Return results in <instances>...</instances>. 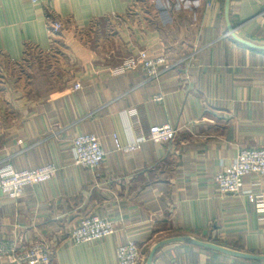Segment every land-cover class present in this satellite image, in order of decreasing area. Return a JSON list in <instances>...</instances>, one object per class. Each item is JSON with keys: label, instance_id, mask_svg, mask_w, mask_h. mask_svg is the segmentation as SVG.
I'll list each match as a JSON object with an SVG mask.
<instances>
[{"label": "crops", "instance_id": "1", "mask_svg": "<svg viewBox=\"0 0 264 264\" xmlns=\"http://www.w3.org/2000/svg\"><path fill=\"white\" fill-rule=\"evenodd\" d=\"M211 2L0 0V67H21L13 82L0 77V171L58 167L19 199L0 193L1 243L51 244L50 264H119L118 248L130 241L147 260L157 243L178 236L264 256V213L248 196L264 192V176L247 175L233 196L215 182L241 150L264 148V49L228 33L230 24L264 46V0H231L229 19L227 0ZM50 21L64 28L52 34ZM197 48L190 68L155 79L141 69L112 72L141 51L175 61ZM37 54L46 60L32 61ZM165 124L177 129L171 143L116 148L115 137L125 145ZM82 134H95L106 152L96 171L74 163L72 142ZM89 215L109 218L116 232L72 243ZM0 264L13 263L0 254ZM152 264L264 260L173 242Z\"/></svg>", "mask_w": 264, "mask_h": 264}, {"label": "built area", "instance_id": "2", "mask_svg": "<svg viewBox=\"0 0 264 264\" xmlns=\"http://www.w3.org/2000/svg\"><path fill=\"white\" fill-rule=\"evenodd\" d=\"M37 0H34L36 2ZM155 2L156 0H152ZM197 2V1H195ZM212 5L211 0H207ZM64 28L62 23L50 21V32L57 34ZM199 48L185 57L171 61L165 54L152 56L147 51L127 57L114 68V74H122L141 69L149 79L160 77L163 73L174 68H190L195 61ZM77 88L81 85L77 84ZM160 98V97H159ZM161 99V98H160ZM177 129L171 124L153 125L148 134L141 133L137 138L122 144L116 139V148L125 153H132L140 149L146 141L155 143H171L175 140ZM74 163L78 166L96 171L106 160V152L100 139L95 134H82L72 142ZM58 172L55 164H47L39 168L16 170L11 164H6L0 171V193L11 199H19L28 186L40 184L53 179ZM250 174L264 176V148H247L239 152L234 161L215 176L219 191L224 196L240 195L244 192V178ZM250 200L264 213V192L248 194ZM116 232L115 223L107 217L89 215L69 235L72 243H92L108 237ZM0 254L7 256L13 264H50L54 249L48 243H34L29 247H19L16 243L4 244L0 242ZM119 264H141L143 252L135 242L120 245L118 248Z\"/></svg>", "mask_w": 264, "mask_h": 264}, {"label": "water", "instance_id": "3", "mask_svg": "<svg viewBox=\"0 0 264 264\" xmlns=\"http://www.w3.org/2000/svg\"><path fill=\"white\" fill-rule=\"evenodd\" d=\"M230 1L231 0H227V3H226V15H227L228 19H229ZM233 30H234V28L229 24L228 33L232 34L236 38V40H238L240 43H243V44H245V45H247L249 47H252V48L264 49V46H259V45H256V44L252 43V42H249L247 40L239 38L234 33ZM173 242H184V243L194 244V245H197V246H200V247L211 248V249H215V250L224 252L226 254L235 256V257L264 260V256L263 255H253V254H249V253H244V252H241V251H238V250H234V249H230V248H227V247H224V246L212 243V242L196 239V238H193L191 236H178V237L168 238V239L162 240L159 243H157L152 248V250L150 251L145 264H152L156 252L161 247H163L164 245L169 244V243H173Z\"/></svg>", "mask_w": 264, "mask_h": 264}, {"label": "rangeland", "instance_id": "4", "mask_svg": "<svg viewBox=\"0 0 264 264\" xmlns=\"http://www.w3.org/2000/svg\"><path fill=\"white\" fill-rule=\"evenodd\" d=\"M31 60L32 61L37 60V61H40L41 62V61H45L46 59H44L43 56L37 54V55H35V59H34V57H32ZM28 64H30V63H28ZM26 66H29V65H26ZM18 70L20 71L21 70V67L19 68L16 65H8V64L2 65L0 67V77L1 78L2 77L3 78H5V77L10 78L11 77L10 80L13 82V81H15V79H16V77L18 75V73H17ZM10 91H14V86L11 85V84H10ZM145 261H146V258H145V260L142 259V263L141 264H145Z\"/></svg>", "mask_w": 264, "mask_h": 264}]
</instances>
